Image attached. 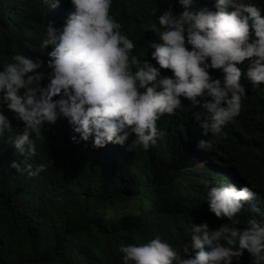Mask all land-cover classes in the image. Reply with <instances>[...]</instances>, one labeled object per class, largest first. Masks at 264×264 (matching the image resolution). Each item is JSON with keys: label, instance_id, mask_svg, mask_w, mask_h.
Segmentation results:
<instances>
[{"label": "clouds", "instance_id": "1", "mask_svg": "<svg viewBox=\"0 0 264 264\" xmlns=\"http://www.w3.org/2000/svg\"><path fill=\"white\" fill-rule=\"evenodd\" d=\"M41 2L54 9L60 0ZM69 2L66 18L56 27L52 21L45 24L39 48L49 49L47 60L14 53L0 64V136L12 133L10 113L23 124L12 135L11 147L26 157L35 154L33 136L58 117L78 134V140L71 137L74 142L91 138L94 148L111 143L126 145L130 152L155 145L162 135L157 128L161 116L185 108H198L194 119L202 136L223 135L246 96L242 75L252 87L264 84V7L255 3L214 0L209 8L176 0L181 11L175 14L169 4L156 21L139 26L158 36V42H146L153 64L145 52H132L133 40L110 14L113 0ZM241 62L246 68L239 67ZM160 69L171 75H161ZM210 69L221 75L211 76ZM207 143L200 139L196 147ZM46 166L8 164L28 176ZM204 184L208 211L228 223L210 230L205 222L189 220L190 237L179 251L158 235L139 244L122 243V264H238L243 252L249 264H264V222L250 218L245 228L233 226L235 214L255 193L245 184Z\"/></svg>", "mask_w": 264, "mask_h": 264}, {"label": "trees", "instance_id": "2", "mask_svg": "<svg viewBox=\"0 0 264 264\" xmlns=\"http://www.w3.org/2000/svg\"><path fill=\"white\" fill-rule=\"evenodd\" d=\"M245 2L264 7V0ZM169 4L174 14L181 11L176 0H113L109 10L133 40L132 52H145L153 64L146 42H158V36L139 26L156 21ZM194 4L212 8L214 0ZM70 11L69 0L54 9L41 0H0V64L14 53L47 60L49 49L39 48L45 24L52 21L56 27ZM239 67L246 68V62ZM41 70L49 71L43 65ZM160 72L171 75L167 69ZM209 73L221 75L218 69ZM240 83L246 96L223 135L202 136L194 119L198 108H185L161 116L157 143L133 152L111 143L94 148L91 138L74 142L71 137L78 140V134L58 117L33 136L36 151L26 157L10 142L23 124L6 113L12 133L0 136V264H122L120 244L157 235L179 251L190 237L189 220L205 222L210 230L228 223L208 211L205 181L245 184L255 193L235 214L234 227H247L250 218L264 222V84L252 87L243 75ZM200 139L208 142L203 148L196 147ZM11 160L22 167L25 161L33 168L47 166L28 176L9 168ZM249 259L243 252L238 264Z\"/></svg>", "mask_w": 264, "mask_h": 264}]
</instances>
